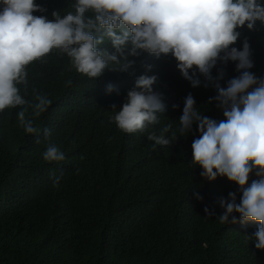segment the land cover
I'll list each match as a JSON object with an SVG mask.
<instances>
[{"label": "trees", "instance_id": "trees-1", "mask_svg": "<svg viewBox=\"0 0 264 264\" xmlns=\"http://www.w3.org/2000/svg\"><path fill=\"white\" fill-rule=\"evenodd\" d=\"M35 2L47 11L34 15L53 19L54 11L61 17L74 12L76 0ZM240 31L234 46L241 49L247 38L254 61L250 71L264 78V28ZM98 47L111 51L110 39ZM129 59L134 64L127 72L106 69L96 79L79 73L58 49L26 66L27 82L17 85L22 97L35 104L39 94L52 104L39 117L28 108L26 116L41 129L39 136L20 126L21 106L0 112V264H264V250L248 237L258 223L224 224L218 218L224 212L220 200L229 192L239 203L238 185L226 177L202 178V169L191 161L197 125L187 135L179 132L189 93L201 114L225 119L216 102L209 103L217 95L214 84L197 73L200 84L193 87L171 56L145 52ZM221 69L222 87L240 74L235 62L218 61L212 76ZM141 75L157 76L153 88L166 108L145 132L124 133L110 120L119 111L111 107L122 106ZM108 85L119 94L108 93ZM168 124L172 128L164 135L172 144L154 149L148 133L159 135ZM48 143L60 148L64 161L43 159ZM53 172L63 173L57 187ZM255 179L253 172L249 184ZM205 207L215 215L206 216Z\"/></svg>", "mask_w": 264, "mask_h": 264}, {"label": "clouds", "instance_id": "clouds-1", "mask_svg": "<svg viewBox=\"0 0 264 264\" xmlns=\"http://www.w3.org/2000/svg\"><path fill=\"white\" fill-rule=\"evenodd\" d=\"M0 5V112L21 106L18 119L28 134L39 136L41 132L34 126V119L27 118L28 108H32L33 117H39L52 100L37 94L36 103L31 104L17 85L27 82L26 66L53 49L66 54L73 67L89 78L101 77L106 69L127 72L134 64L129 57L146 52L156 58H174L177 69L193 87L200 84L197 73L212 82L217 95L209 103L215 101L225 119L217 122L201 114L189 93L179 118V132L187 135L193 124L197 125L199 137L192 142L191 161L202 169V178L215 181L226 177L239 187V203L234 192L220 200L224 209L218 216L221 223L257 222V231L248 237L255 241L256 249L264 250V78L250 71L254 61L247 38L241 49L234 46L244 27L249 31L258 30V25L264 28V0H76L74 12L61 17L54 11L53 19L34 15L47 11L35 0H0ZM105 38L111 41V51L98 47ZM218 61L225 65L235 62L240 73L225 87L219 83L224 77L222 69L212 76ZM146 68L150 70L151 65ZM157 79L155 75L137 77L122 106L112 105L111 110L119 111L110 120L119 130L142 133L159 123L158 114L166 106L162 94L154 91ZM113 91L119 94L118 89L108 85L107 92ZM171 128L168 124L159 135L148 133L154 149L172 144L164 135ZM43 135L47 140V128ZM172 137L177 139L175 132ZM43 159L59 163L65 155L48 143ZM253 172L258 179L249 184ZM62 175L52 173L54 187ZM196 199L202 201L203 197L196 193ZM204 211L208 217L215 215L208 207ZM234 213L239 214V221Z\"/></svg>", "mask_w": 264, "mask_h": 264}]
</instances>
